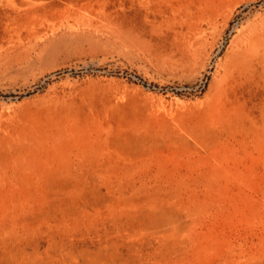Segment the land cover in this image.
Wrapping results in <instances>:
<instances>
[{
  "label": "rangeland",
  "instance_id": "obj_1",
  "mask_svg": "<svg viewBox=\"0 0 264 264\" xmlns=\"http://www.w3.org/2000/svg\"><path fill=\"white\" fill-rule=\"evenodd\" d=\"M264 0H0V264H264Z\"/></svg>",
  "mask_w": 264,
  "mask_h": 264
},
{
  "label": "bare ground",
  "instance_id": "obj_2",
  "mask_svg": "<svg viewBox=\"0 0 264 264\" xmlns=\"http://www.w3.org/2000/svg\"><path fill=\"white\" fill-rule=\"evenodd\" d=\"M264 34V19H261L253 23L240 38L239 44L237 46V52L243 54L245 52H250L254 47V40L256 37Z\"/></svg>",
  "mask_w": 264,
  "mask_h": 264
}]
</instances>
